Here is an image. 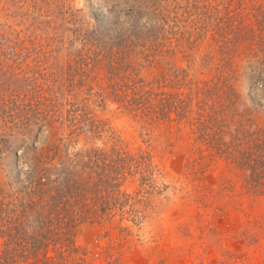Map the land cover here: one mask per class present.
I'll return each mask as SVG.
<instances>
[{"label":"rangeland","instance_id":"rangeland-1","mask_svg":"<svg viewBox=\"0 0 264 264\" xmlns=\"http://www.w3.org/2000/svg\"><path fill=\"white\" fill-rule=\"evenodd\" d=\"M188 1L158 2L167 21L154 37L150 0H0V193L13 194L35 162L69 167L85 147L107 158L142 148L151 158L146 186L137 173L122 186L140 195L141 222L76 225L88 264H264V195L189 124L148 120L117 102L126 76L193 100L220 78L248 128L264 129V36L245 14L264 0L210 1L205 16ZM223 17L239 25L229 46L211 31ZM203 19L199 33L186 25Z\"/></svg>","mask_w":264,"mask_h":264},{"label":"trees","instance_id":"trees-1","mask_svg":"<svg viewBox=\"0 0 264 264\" xmlns=\"http://www.w3.org/2000/svg\"><path fill=\"white\" fill-rule=\"evenodd\" d=\"M159 1L150 0L153 8L149 15L157 25L152 30L146 28L154 37L167 21L166 14L157 8ZM210 1L215 0L188 3L204 11L198 16H205ZM221 9L228 12L226 4L219 6ZM245 14L264 36V2ZM204 19L186 25L199 33L205 28ZM214 27L211 31L218 45L229 46L239 25L228 26L223 17ZM259 40L264 44L263 38ZM173 81L180 78L174 76ZM120 82L115 91L121 107L148 120L189 124L210 154L235 166L247 186L264 195V129L248 128L235 109L233 88L225 80L204 82L194 100L187 93L154 88L135 77L126 76ZM106 158L85 147L69 167L52 160L35 162L26 168L25 178L13 194L0 193V264H88L84 254L79 257L74 243L75 227L81 220L119 216L135 226L141 222L142 211L134 206L141 201L140 195H131L122 186L128 173L139 174V185L146 186L145 176L153 170L149 153L142 148L132 153L116 149L113 157Z\"/></svg>","mask_w":264,"mask_h":264}]
</instances>
